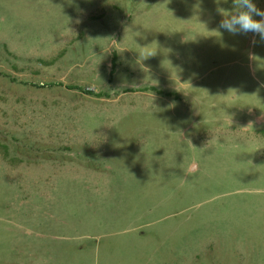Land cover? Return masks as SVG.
Returning a JSON list of instances; mask_svg holds the SVG:
<instances>
[{"label": "rangeland", "instance_id": "1", "mask_svg": "<svg viewBox=\"0 0 264 264\" xmlns=\"http://www.w3.org/2000/svg\"><path fill=\"white\" fill-rule=\"evenodd\" d=\"M233 9L0 0V264H264V43L216 32Z\"/></svg>", "mask_w": 264, "mask_h": 264}, {"label": "clouds", "instance_id": "2", "mask_svg": "<svg viewBox=\"0 0 264 264\" xmlns=\"http://www.w3.org/2000/svg\"><path fill=\"white\" fill-rule=\"evenodd\" d=\"M232 11L221 10L222 19L216 32H227L233 36L252 34V43H264V10L257 7L254 0H233ZM254 17H259L255 19ZM258 37V40L255 39Z\"/></svg>", "mask_w": 264, "mask_h": 264}, {"label": "trees", "instance_id": "3", "mask_svg": "<svg viewBox=\"0 0 264 264\" xmlns=\"http://www.w3.org/2000/svg\"><path fill=\"white\" fill-rule=\"evenodd\" d=\"M88 95H92V96H95V97H101L102 95L101 94H93L91 92H86Z\"/></svg>", "mask_w": 264, "mask_h": 264}]
</instances>
